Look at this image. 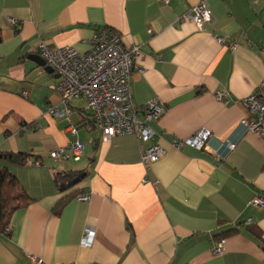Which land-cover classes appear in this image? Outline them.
<instances>
[{
    "label": "crops",
    "instance_id": "0c3cea01",
    "mask_svg": "<svg viewBox=\"0 0 264 264\" xmlns=\"http://www.w3.org/2000/svg\"><path fill=\"white\" fill-rule=\"evenodd\" d=\"M200 2L0 0V152L31 155L29 165L9 168L33 198L14 214L10 234H0V264H36L32 256L41 264H264V242L249 231L259 228L264 240V205L252 202L264 197V134L241 125L243 100L264 80V0H204L214 18L203 30L185 18ZM102 28L140 47L134 102L165 106L153 141L165 152L149 166L142 156L153 142L104 140L85 98L67 102L70 122L47 113L64 103L59 75L32 59L39 42L84 53ZM196 134L199 148L186 143ZM76 138L85 144L80 159L49 156ZM227 140L236 143L230 152ZM56 171L85 176L63 189ZM88 229L92 246L81 242ZM230 229L238 231L215 254L216 235Z\"/></svg>",
    "mask_w": 264,
    "mask_h": 264
},
{
    "label": "built area",
    "instance_id": "2783aa9c",
    "mask_svg": "<svg viewBox=\"0 0 264 264\" xmlns=\"http://www.w3.org/2000/svg\"><path fill=\"white\" fill-rule=\"evenodd\" d=\"M196 23L199 29L213 21V14L202 1L195 5L185 15ZM11 21L15 23V20ZM219 41L226 44L225 38L219 37ZM236 42L230 46L235 48ZM38 55L58 75L59 81L55 89L61 95L64 106L48 105L47 113L54 118H66L70 122L71 109L67 102L74 98H85L88 102L90 116L93 125L101 134V137L109 141L114 136L122 134H134L140 139L154 141L157 132L154 125L159 121L165 111V106L157 98H153L144 104L137 105L132 97V71L135 59L141 54L139 46L126 47L122 43L120 35L111 28L99 29L90 40V48L81 53L72 46L52 47L44 40L37 46ZM224 100L225 93L217 94ZM248 110V116L241 120V125L247 131L264 134V80H262L253 92L243 100ZM68 130L77 134L78 128L72 123ZM203 135L196 134L186 143L195 148L203 144ZM227 152L236 147L233 140L224 143ZM85 144L78 138L73 139L67 146H59L49 152L53 159L78 160L84 155ZM164 149L158 143H152L142 156L143 163L147 166L157 162L163 155ZM33 165H40L34 161ZM88 200L89 195L79 196ZM254 205H264V197L256 195ZM95 232L88 229L81 242L84 246H92ZM224 239H221L214 247V253L219 255L224 251ZM36 264L42 260L33 257Z\"/></svg>",
    "mask_w": 264,
    "mask_h": 264
},
{
    "label": "trees",
    "instance_id": "16d2710c",
    "mask_svg": "<svg viewBox=\"0 0 264 264\" xmlns=\"http://www.w3.org/2000/svg\"><path fill=\"white\" fill-rule=\"evenodd\" d=\"M199 92H202V90H199ZM90 122L93 124L92 119ZM31 159V155L24 152H0V234H10L11 221L14 214L18 210L27 207L33 201V198L9 168L10 165L27 166L30 164ZM79 173L78 171H56L54 180L58 186H66ZM80 192L81 190H78L62 198L55 207V212L59 214L64 204L76 197ZM237 231V229L223 231L216 235L215 238L217 240L224 239ZM249 231L264 242L262 231L259 228L249 227Z\"/></svg>",
    "mask_w": 264,
    "mask_h": 264
},
{
    "label": "water",
    "instance_id": "95a60500",
    "mask_svg": "<svg viewBox=\"0 0 264 264\" xmlns=\"http://www.w3.org/2000/svg\"><path fill=\"white\" fill-rule=\"evenodd\" d=\"M32 59L41 64V65H45V61L38 55L32 56ZM50 72H53L54 70L52 68H49ZM85 174L84 173H80L78 174V176H76L74 179H72L71 181L68 182L67 186H74L76 184H78L83 178H84ZM65 186H63V189L66 188Z\"/></svg>",
    "mask_w": 264,
    "mask_h": 264
}]
</instances>
